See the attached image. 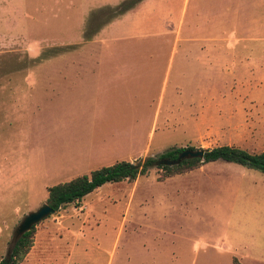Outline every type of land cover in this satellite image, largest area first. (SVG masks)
Segmentation results:
<instances>
[{
    "label": "rangeland",
    "instance_id": "374dc122",
    "mask_svg": "<svg viewBox=\"0 0 264 264\" xmlns=\"http://www.w3.org/2000/svg\"><path fill=\"white\" fill-rule=\"evenodd\" d=\"M128 1L0 0V259L48 186L97 168L77 170L62 151L93 122L90 109L38 93L67 63L144 64L131 80L100 83L119 91L96 103L108 114L96 126L123 133L117 160H156L172 147L264 149V0H137L122 10ZM231 258L264 264V174L215 160L170 176L153 164L102 184L37 222L19 264Z\"/></svg>",
    "mask_w": 264,
    "mask_h": 264
},
{
    "label": "crops",
    "instance_id": "0c3cea01",
    "mask_svg": "<svg viewBox=\"0 0 264 264\" xmlns=\"http://www.w3.org/2000/svg\"><path fill=\"white\" fill-rule=\"evenodd\" d=\"M142 66H144L142 63L127 62H71L63 67L61 66L57 74L46 79L40 86L38 91L40 94L50 96L53 99L63 100L76 97L77 108L82 110L86 106V108L90 109L83 115L84 117H89L93 122L89 123L86 132H83L84 135L80 132L77 134L74 144L69 145L66 150L62 148V151L67 153L65 154L68 158L67 160L72 162L70 163L71 166L80 170L78 168L81 166H96L98 168L119 161L117 158H120L121 154H118V149L119 143L124 144L123 133L116 128L106 131L103 127L96 126L97 119H103L105 115L106 117L108 116V114L100 112L101 110L105 111L106 107L96 104L99 96H109L110 101L117 102L116 97L119 95V91L116 86L112 87L113 89L102 88L100 83L131 80L135 75L130 72H135L136 68H141ZM61 106L68 107L69 103L64 102ZM70 115L68 112L61 113L62 117H69ZM76 115L81 116L82 114L76 113ZM120 136L122 137V142H119ZM83 140H85L84 144H82ZM55 151H58V149L53 152ZM134 158L131 157V160ZM87 170L81 169L76 174L80 175ZM236 260L239 261L238 259ZM239 262L240 264H245L243 260Z\"/></svg>",
    "mask_w": 264,
    "mask_h": 264
},
{
    "label": "trees",
    "instance_id": "16d2710c",
    "mask_svg": "<svg viewBox=\"0 0 264 264\" xmlns=\"http://www.w3.org/2000/svg\"><path fill=\"white\" fill-rule=\"evenodd\" d=\"M135 1L137 0H129L121 4L122 10L131 6ZM182 149L184 148H169L159 154L156 160L152 157H145L135 163L125 160L115 161L110 165L95 168L86 174L76 175L67 181L52 184L46 188V202L53 211H56L62 206L76 203L84 195L106 182L132 181L137 176L144 175L153 164L163 170L164 176L182 173L201 163L215 160L234 162L264 174V149L259 152H251L244 148L222 144L201 149L203 153L200 157L184 158L176 162L177 155ZM187 149L193 150L191 147ZM166 160L170 161V164H167ZM33 232L34 225L17 239L10 254L0 259V264H19L31 246ZM231 264H240V262L233 258Z\"/></svg>",
    "mask_w": 264,
    "mask_h": 264
},
{
    "label": "water",
    "instance_id": "95a60500",
    "mask_svg": "<svg viewBox=\"0 0 264 264\" xmlns=\"http://www.w3.org/2000/svg\"><path fill=\"white\" fill-rule=\"evenodd\" d=\"M202 153L203 151L201 149L191 150L185 148L178 153L175 161L178 162L181 159L189 157H200ZM165 162L170 164V161L168 160ZM51 213H53V209L47 203H41L35 210L24 214L11 233L10 240L6 246L5 256L10 254L15 242L24 232Z\"/></svg>",
    "mask_w": 264,
    "mask_h": 264
}]
</instances>
